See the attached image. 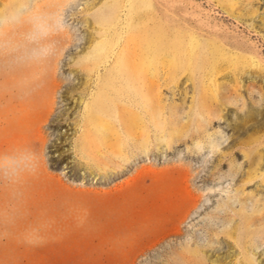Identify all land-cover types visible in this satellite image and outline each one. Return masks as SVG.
Returning <instances> with one entry per match:
<instances>
[{"label": "rangeland", "instance_id": "rangeland-1", "mask_svg": "<svg viewBox=\"0 0 264 264\" xmlns=\"http://www.w3.org/2000/svg\"><path fill=\"white\" fill-rule=\"evenodd\" d=\"M0 264H264V0H0Z\"/></svg>", "mask_w": 264, "mask_h": 264}, {"label": "bare ground", "instance_id": "bare-ground-1", "mask_svg": "<svg viewBox=\"0 0 264 264\" xmlns=\"http://www.w3.org/2000/svg\"><path fill=\"white\" fill-rule=\"evenodd\" d=\"M112 3V2H111ZM110 4V3H109ZM155 4V3H154ZM123 5V4H122ZM136 5V4H135ZM137 6V5H136ZM140 6V5H139ZM111 7V6H110ZM115 7H116V5H115ZM142 7V6H141ZM140 7V8H141ZM136 8V7H135ZM112 9V8H111ZM117 10H119V9H117ZM122 10V9H121ZM143 13V12H142ZM148 14H149V12H147ZM151 13V12H150ZM155 13V12H154ZM118 14V13H117ZM141 14V13H140ZM116 15V14H115ZM138 15V14H137ZM146 15V14H145ZM151 16V15H150ZM107 17V16H106ZM111 17V16H110ZM113 17V16H112ZM118 17V16H117ZM134 17H136V16H134ZM150 18V17H149ZM151 18H152V16H151ZM112 19V18H111ZM110 19V20H111ZM115 19V18H114ZM117 20V19H116ZM102 21V20H101ZM142 21V20H141ZM100 22V21H99ZM111 22V21H110ZM115 22V21H114ZM121 22V21H120ZM139 22V21H138ZM112 23V22H111ZM140 23V22H139ZM120 24V23H119ZM106 25V24H105ZM177 25V24H176ZM108 26V25H107ZM116 26H118V25H116ZM103 27V26H102ZM123 28V27H122ZM139 29V28H138ZM178 29V28H177ZM118 30V29H117ZM119 31V30H118ZM193 31V30H192ZM99 32V31H98ZM110 32V31H109ZM181 32V31H180ZM186 32V31H185ZM190 32V31H189ZM121 33V32H120ZM105 34V33H104ZM117 34V33H116ZM99 35V34H98ZM145 36H147V35H145ZM100 37H101V35H100ZM115 37V36H114ZM141 37V36H140ZM180 37H181V35H180ZM188 37V36H187ZM191 37V36H190ZM189 37V38H190ZM146 38V37H145ZM107 39V38H106ZM176 39V38H175ZM184 39V38H183ZM102 40V39H101ZM140 40V39H139ZM144 40V39H143ZM100 41V40H99ZM115 41H116V39H115ZM205 41V40H204ZM108 42V41H107ZM180 42V41H179ZM182 42V41H181ZM112 43H114V42H112ZM121 43V42H120ZM200 43V42H199ZM98 44H100V43H98ZM102 44V43H101ZM115 44V43H114ZM181 44V43H180ZM96 45V44H95ZM193 45V44H192ZM222 45V44H221ZM226 45V44H225ZM117 46V45H116ZM141 46V45H140ZM140 46L138 47V48H140ZM182 46V45H181ZM181 46H179V47H181ZM94 47H96V46H94ZM94 47H92V48H94ZM228 47V46H227ZM91 48V49H92ZM97 48V47H96ZM95 48V49H96ZM98 48H99V46H98ZM197 48V47H196ZM196 48H195V50H196ZM225 48V47H224ZM180 50V49H179ZM233 50V49H232ZM96 51V50H95ZM100 51V50H99ZM112 51V50H111ZM177 51H178V49H177ZM181 51V50H180ZM236 51V50H235ZM238 51V50H237ZM89 52V51H88ZM90 53H91V51H90ZM228 53V52H227ZM88 54V53H87ZM111 54V53H110ZM235 54V53H234ZM233 54V55H234ZM244 54V53H243ZM84 56H86L85 54H84ZM99 56V55H98ZM103 56V55H102ZM231 56V55H230ZM250 57H252V56H250ZM139 58V57H138ZM104 59V58H103ZM102 59V60H103ZM254 59V58H253ZM185 61V60H184ZM136 62V61H135ZM253 62V61H252ZM101 64V63H100ZM188 64V63H187ZM254 64V63H253ZM184 66V65H183ZM96 67V66H95ZM254 68V67H253ZM108 71V70H107ZM84 72V71H83ZM216 75V74H215ZM89 76V75H88ZM180 76V75H179ZM180 80V79H179ZM192 80V79H191ZM194 81V80H193ZM172 83V82H171ZM70 84H72V83H70ZM203 90V89H202ZM193 91V90H192ZM203 92V91H202ZM217 93V92H216ZM219 94V93H218ZM86 101V100H85ZM84 104V103H83ZM87 106V105H86ZM160 108H162V107H160ZM159 108V109H160ZM164 111V110H163ZM99 118V117H98ZM101 118V117H100ZM80 119V118H79ZM87 119V118H86ZM90 119V118H89ZM103 119V118H102ZM84 120V119H83ZM94 122V121H93ZM104 122V121H103ZM106 122V121H105ZM88 123V122H87ZM95 123V122H94ZM182 128V127H181ZM93 129V128H92ZM170 138V137H169ZM75 144V143H74ZM260 162V161H259ZM258 165V164H257ZM232 203H230V205H231ZM231 207V206H230ZM236 247H237V245H236ZM244 249V248H243ZM244 251V250H243ZM246 254V253H245ZM246 256V255H245ZM247 257V256H246Z\"/></svg>", "mask_w": 264, "mask_h": 264}]
</instances>
